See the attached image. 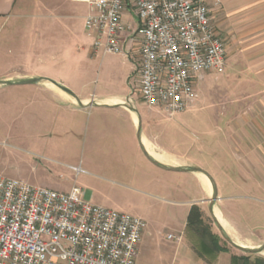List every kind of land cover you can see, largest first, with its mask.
<instances>
[{"label": "rangeland", "instance_id": "obj_1", "mask_svg": "<svg viewBox=\"0 0 264 264\" xmlns=\"http://www.w3.org/2000/svg\"><path fill=\"white\" fill-rule=\"evenodd\" d=\"M60 1L63 2V7L57 11L56 20H52V11L35 18L34 9H24L21 13L0 20V43L5 41V45L0 48V78L7 74L29 71H59L61 79L79 82L86 92L97 95L132 94L140 102L135 82L131 78L133 74L127 76L128 64L122 54L100 53L95 57L89 54L91 38L87 36L82 19L86 6L71 0ZM68 12L72 14L69 21L74 26L73 31L66 26L69 18L65 15ZM241 65L244 66V63ZM227 70L230 72L232 67L228 66L225 73ZM225 73L206 74V90H203V78L198 84L199 98L185 112L173 117L155 114L153 119L163 143L179 153H186L189 164L183 166H198L212 175L219 195L215 206L224 208L225 203L232 204V211H236L239 219L237 223L234 222L238 229H230L232 240L249 247H260L264 245V203L257 201L256 197L262 193L255 190L257 188L253 182H249V185L230 183L232 179L245 174L239 167L238 157L232 152V127L219 120L232 112L230 109L236 96L232 94L235 91L232 88V77H225ZM7 85L0 89V175L29 179L32 184L62 192L70 191L73 186H80L85 190L86 199L120 212L140 215L149 223L154 220L168 225L186 222L189 204H198L206 223L214 233L221 236V244L229 249L230 255L264 257V250L258 253L244 252L232 246L222 236L209 211V198L212 197L213 190L207 186L209 190L204 192L200 182L201 172L165 171L149 164L167 177L166 189L156 191L155 195L146 194L141 187L121 182L119 178H107L101 166L91 168L88 164L91 160L89 143L87 145L84 141H75L66 146L62 142L59 149H50L54 161L41 160L39 163L36 156L28 154L27 144L20 138L21 108L9 103L23 95ZM208 88L211 89L207 90ZM259 96L254 93V100ZM257 101H254L255 105ZM140 111L146 114V108L142 104ZM257 113L264 116L262 108L257 109ZM32 126H35L34 122ZM107 151L108 149L103 150L105 153ZM105 155L97 154L93 161L103 163ZM112 157L119 160L121 155ZM141 159L148 165L144 156ZM81 160L83 167L90 169V173H77L70 166L79 165ZM132 160L134 163L127 168L134 173L144 169L142 162L135 160V157ZM257 162L260 163V159ZM34 165L37 170L33 168ZM229 196L232 197L226 202L221 199L230 198ZM262 197L264 198V194ZM188 232L198 246L196 233Z\"/></svg>", "mask_w": 264, "mask_h": 264}, {"label": "crops", "instance_id": "obj_2", "mask_svg": "<svg viewBox=\"0 0 264 264\" xmlns=\"http://www.w3.org/2000/svg\"><path fill=\"white\" fill-rule=\"evenodd\" d=\"M71 1L86 6L85 13L82 14L85 24L88 14L87 4L77 0ZM62 3L60 0H0V20L21 13L24 9H34L35 18L52 11V20H56L55 15L61 9ZM209 4L214 24L225 40L227 67H232L230 72L228 70L227 73L224 72L225 77H232V88L235 90L232 94L236 95L230 109L232 112L219 119L225 125L232 127V152L238 157L239 167L245 174L232 179L230 183L249 185V182H253L257 188L255 190L264 194V116L261 117L257 113L259 108L264 110V0H221L220 4H215L214 1H210ZM65 16L69 18L66 26L73 31L74 26L69 21L72 19V14L68 12ZM126 18L131 19L129 15ZM87 36L91 38L88 52L92 57L100 53L107 54L101 50L94 51V37L88 33V29ZM4 42L1 41L0 48L5 45ZM122 56L128 64L127 76H130L137 67L139 55L135 51L132 57L123 54ZM52 60L55 59L52 57ZM242 63L244 66L241 65ZM58 72L29 71L7 74L0 78L13 82L8 85L0 83V89L5 85L12 86L23 95L20 99L9 103L15 107L20 106L22 121L20 138L27 144L28 154L36 156L39 163L41 160L52 161L54 158L50 149H59L62 142L66 146L75 141H84L87 145L89 143L91 160L88 164L91 168L101 166L107 178H119L121 182L141 187L146 194L155 195L156 191L166 189L167 177L149 165L156 166L146 157L142 147L146 149V144H149L162 160L152 155L148 149L146 151L167 165L189 164L185 157L186 153H179L173 147L166 146L156 130L153 116L167 114L164 110L158 107L150 108L141 101L140 97V102L135 100L132 94L97 95L86 92L85 87L83 88L79 82L63 80ZM75 77L79 78V76ZM205 77L206 75L203 90L208 86ZM32 78L37 81L27 84L18 83ZM254 93L260 95L258 101L254 100ZM130 97L132 102L128 100ZM254 101H257L256 105ZM141 104L146 108V114L140 111ZM33 122L35 126H32ZM139 129L140 137H138ZM104 149H108L107 155L103 152ZM97 154L106 156L103 163L93 161ZM117 154L121 155L119 160L112 157ZM142 156L147 159L148 165L142 162ZM134 157L144 165V169L137 173L127 168L134 163L132 160ZM259 159L260 163L257 162ZM82 162L83 160L79 165L70 166L80 167L81 172L90 173V169L83 167ZM33 168L37 170L36 165ZM23 180L31 183L29 179ZM200 182L206 193L209 190L207 185L203 179H200ZM186 191L188 192L187 187ZM262 194L256 199L264 203ZM229 197L227 199L221 197V199L226 202L232 196ZM225 204L224 208L218 205L216 207L228 223L229 231L225 229L232 238L230 229L237 228L234 222L237 223L239 220L238 214L235 210L232 211L231 203ZM192 205L189 204V211ZM147 223V230L138 248L137 264H231L232 255L228 252L201 256L196 250L192 235L188 232L187 221L169 225L157 220ZM169 234L181 236V240L169 239Z\"/></svg>", "mask_w": 264, "mask_h": 264}, {"label": "built area", "instance_id": "obj_3", "mask_svg": "<svg viewBox=\"0 0 264 264\" xmlns=\"http://www.w3.org/2000/svg\"><path fill=\"white\" fill-rule=\"evenodd\" d=\"M77 1L88 6L95 52L139 55L131 78L150 108L170 117L185 112L204 76L226 71L225 40L209 4L221 0ZM147 227L141 216L87 200L80 186L62 192L0 175V264H137Z\"/></svg>", "mask_w": 264, "mask_h": 264}, {"label": "trees", "instance_id": "obj_4", "mask_svg": "<svg viewBox=\"0 0 264 264\" xmlns=\"http://www.w3.org/2000/svg\"><path fill=\"white\" fill-rule=\"evenodd\" d=\"M187 229L196 233L199 245L196 246L197 252L203 255H214L220 252H228L229 249L221 244V236L214 233L203 217V211L198 204H193L190 208ZM231 264H264V257H252L249 254H234Z\"/></svg>", "mask_w": 264, "mask_h": 264}, {"label": "water", "instance_id": "obj_5", "mask_svg": "<svg viewBox=\"0 0 264 264\" xmlns=\"http://www.w3.org/2000/svg\"><path fill=\"white\" fill-rule=\"evenodd\" d=\"M37 79L32 78V79H26V80H21L18 81V83H33L36 82ZM1 84H11L13 83L11 80H0ZM59 85V84H58ZM61 86L63 89L67 90L68 92H70L68 89H66L65 87ZM138 137H140V129L138 132ZM146 157L156 166L165 169V170H169V171H178V172H201L203 174H205L212 185V189H213V195L211 198H209V211L210 214L212 216V218L214 219L215 224L217 225L220 233L222 234V236L234 247L244 251V252H249V253H258V252H262L264 250V245L260 246V247H247V246H243L240 245L238 243H236L234 240H232V238L228 235L224 225L222 224V222L220 221V219L217 217L216 213H215V203L216 201L219 199V195H218V188L216 186V182L214 180V178L212 177V175L206 171L205 169L198 167V166H172V165H167L165 163H162L161 161H159L158 159H156L155 157H153L150 153H148L146 151V149H144V147H142Z\"/></svg>", "mask_w": 264, "mask_h": 264}, {"label": "bare ground", "instance_id": "obj_6", "mask_svg": "<svg viewBox=\"0 0 264 264\" xmlns=\"http://www.w3.org/2000/svg\"><path fill=\"white\" fill-rule=\"evenodd\" d=\"M100 102H101V101H100ZM118 104H119V103H118ZM146 145H147V148H146V149H148L152 155H154V156L157 157L158 159L162 160V157H161L159 154H157L156 152H154L153 149H152V147H151L149 144H146ZM155 146H156V145H155ZM174 164H175V163H174ZM201 177H202L204 183H205V184L211 189V188H212V185H211V182H210L209 178H208L205 174H203V173H202ZM216 208H217V207L215 206V213H216L217 217L220 219V221L222 222V224L224 225V227H225L226 229L229 230L228 223L226 222V220H225L224 217L222 216L220 210H219V209H216ZM236 242H237L238 244H240V245L246 246V245H244V243H240V242L237 241V240H236ZM247 247H249V246H247Z\"/></svg>", "mask_w": 264, "mask_h": 264}]
</instances>
